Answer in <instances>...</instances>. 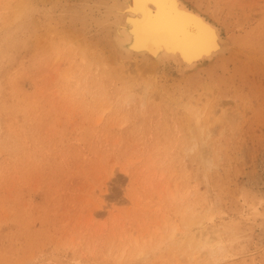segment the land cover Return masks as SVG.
Masks as SVG:
<instances>
[{"label": "rangeland", "instance_id": "rangeland-1", "mask_svg": "<svg viewBox=\"0 0 264 264\" xmlns=\"http://www.w3.org/2000/svg\"><path fill=\"white\" fill-rule=\"evenodd\" d=\"M183 1L231 52L177 77L72 48L65 0H0V264H197L156 245L187 210L212 262L264 264V0Z\"/></svg>", "mask_w": 264, "mask_h": 264}, {"label": "bare ground", "instance_id": "bare-ground-1", "mask_svg": "<svg viewBox=\"0 0 264 264\" xmlns=\"http://www.w3.org/2000/svg\"><path fill=\"white\" fill-rule=\"evenodd\" d=\"M149 7L156 10L157 6ZM61 8L64 10L62 15L66 13V17L70 18L74 25L80 22L84 30L82 32L81 28L70 27V46L75 48V44H79L82 49L91 47L105 50L109 64L114 68L129 66L146 75L156 76L161 72L185 77L231 52V43L222 26L201 11L189 7L183 0H168L163 6L170 25L166 30L158 32L145 30L142 23L144 6L138 4L137 0H65ZM21 11L19 10L18 14H21ZM79 11L84 14L81 18L79 16L82 12L78 13ZM186 34L197 35L201 38L200 42L195 45L185 42L183 36ZM136 90L147 93L145 87ZM131 96L129 92L127 99ZM201 115L200 112L195 115L200 132ZM185 214L187 216L184 215L182 221L184 231L181 239L176 240L177 228L172 226L168 231L169 235L159 239L156 245L183 242L187 250H191L190 260H193L195 252L199 251L201 260L197 264H205V261L215 264L211 261L216 253L214 245L211 246L213 238H200L196 232L199 226H203V218L188 210ZM133 243L137 245V240L134 239ZM149 250L145 245H137L132 253L133 261L145 259L153 251ZM179 250L178 254H173V261L176 256L184 259L187 257L186 251ZM127 264L130 262L127 261Z\"/></svg>", "mask_w": 264, "mask_h": 264}, {"label": "snow or ice", "instance_id": "snow-or-ice-1", "mask_svg": "<svg viewBox=\"0 0 264 264\" xmlns=\"http://www.w3.org/2000/svg\"><path fill=\"white\" fill-rule=\"evenodd\" d=\"M137 3L144 6L142 23L146 31L158 32L169 27L170 20L163 10V6L168 3V0H137ZM149 5H156V10H153ZM183 39L185 42L195 45L200 42L201 38L195 34H186Z\"/></svg>", "mask_w": 264, "mask_h": 264}]
</instances>
